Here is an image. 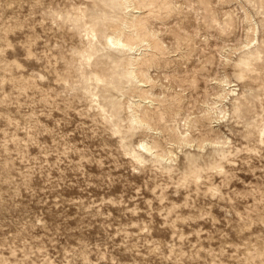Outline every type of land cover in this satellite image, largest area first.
Segmentation results:
<instances>
[{
	"label": "clouds",
	"instance_id": "clouds-1",
	"mask_svg": "<svg viewBox=\"0 0 264 264\" xmlns=\"http://www.w3.org/2000/svg\"><path fill=\"white\" fill-rule=\"evenodd\" d=\"M0 264H264V0H0Z\"/></svg>",
	"mask_w": 264,
	"mask_h": 264
}]
</instances>
